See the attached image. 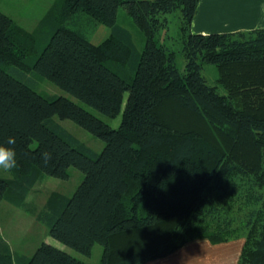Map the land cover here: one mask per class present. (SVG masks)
Wrapping results in <instances>:
<instances>
[{"label":"trees","instance_id":"obj_1","mask_svg":"<svg viewBox=\"0 0 264 264\" xmlns=\"http://www.w3.org/2000/svg\"><path fill=\"white\" fill-rule=\"evenodd\" d=\"M197 4L61 0L33 31L0 11V144L17 155L13 177H0V203L22 201L42 173L68 179L74 167L82 181L71 196L52 193L39 221L84 255L102 245L99 264H142L193 240L239 238L237 264H264V27L192 33ZM120 7L142 32V50L117 23ZM175 11L183 71L167 44ZM89 18L111 28L100 43L75 26ZM203 63L215 66L225 94L207 83ZM36 74L108 117L127 93L119 125L39 93ZM55 115L101 139V151ZM0 264L87 263L50 242L12 256L0 241Z\"/></svg>","mask_w":264,"mask_h":264},{"label":"rangeland","instance_id":"obj_2","mask_svg":"<svg viewBox=\"0 0 264 264\" xmlns=\"http://www.w3.org/2000/svg\"><path fill=\"white\" fill-rule=\"evenodd\" d=\"M60 2L61 0H0V11L11 17L17 24L27 31H33L37 28L39 22L45 17L46 13L51 10L54 5L57 6ZM174 14H178V11L169 14L171 22L169 23V39L167 40V44H169L175 51L176 65L180 71H183L185 59L181 52V44L177 38L178 24L176 22V17L174 18ZM77 17L78 16L75 18ZM117 23L125 27L131 33L137 48L142 50L144 46V36L142 32L134 26L132 20L122 7L118 10ZM69 25L73 26L71 20ZM75 26L86 31L87 36L92 43L102 42L111 33L110 27L95 22L90 18L85 19L82 22L76 21ZM202 74L207 83L212 85L217 92L220 94H225V92H227L218 84V73L213 64L203 63ZM30 83H32L35 89L43 95L64 96L69 98L71 101L94 114L111 127L115 128L120 123L127 93H125L123 97L121 112L116 117H108L37 74L31 76ZM53 119L93 151L98 153L103 148L104 142L101 139L83 129L73 121L69 119H60L56 115ZM68 172V179H59L42 173L34 185L28 190V193L22 201L15 203L10 198H5L0 203V241L6 244L7 248L11 251L12 256H31L42 242L50 240L53 243L64 247L72 256L87 264H99L103 252L102 245L95 244L92 248L91 254L84 255L50 237L46 225L39 221V216L44 212L47 198L52 193L57 192L66 196H71L84 177V174L74 167L69 168ZM0 177L10 179L13 177V172L11 170L5 171L0 169Z\"/></svg>","mask_w":264,"mask_h":264},{"label":"crops","instance_id":"obj_3","mask_svg":"<svg viewBox=\"0 0 264 264\" xmlns=\"http://www.w3.org/2000/svg\"><path fill=\"white\" fill-rule=\"evenodd\" d=\"M261 27H264V0H198L191 22V32L197 34L226 33ZM46 242L62 247L50 240ZM242 244L241 238L220 243L197 239L166 257L142 264H237Z\"/></svg>","mask_w":264,"mask_h":264},{"label":"clouds","instance_id":"obj_4","mask_svg":"<svg viewBox=\"0 0 264 264\" xmlns=\"http://www.w3.org/2000/svg\"><path fill=\"white\" fill-rule=\"evenodd\" d=\"M14 137H8L7 145H14ZM17 166V155L12 147L0 144V169L10 171Z\"/></svg>","mask_w":264,"mask_h":264}]
</instances>
